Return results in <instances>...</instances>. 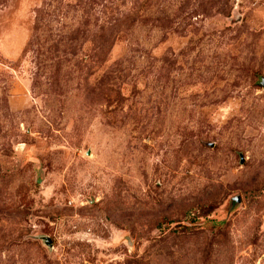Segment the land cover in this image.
I'll list each match as a JSON object with an SVG mask.
<instances>
[{
	"label": "rangeland",
	"instance_id": "1",
	"mask_svg": "<svg viewBox=\"0 0 264 264\" xmlns=\"http://www.w3.org/2000/svg\"><path fill=\"white\" fill-rule=\"evenodd\" d=\"M264 0H0V264H264Z\"/></svg>",
	"mask_w": 264,
	"mask_h": 264
},
{
	"label": "water",
	"instance_id": "2",
	"mask_svg": "<svg viewBox=\"0 0 264 264\" xmlns=\"http://www.w3.org/2000/svg\"><path fill=\"white\" fill-rule=\"evenodd\" d=\"M263 80H262V84H264V78H262Z\"/></svg>",
	"mask_w": 264,
	"mask_h": 264
}]
</instances>
